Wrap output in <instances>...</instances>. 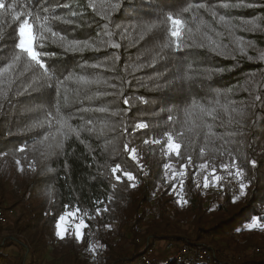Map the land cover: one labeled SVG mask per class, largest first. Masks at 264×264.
Instances as JSON below:
<instances>
[{"label":"trees","instance_id":"obj_1","mask_svg":"<svg viewBox=\"0 0 264 264\" xmlns=\"http://www.w3.org/2000/svg\"><path fill=\"white\" fill-rule=\"evenodd\" d=\"M16 2L19 11H32L40 21L50 17L43 29L32 21L36 50L46 57L47 68L30 66L25 57L11 85L10 77H0V205L9 195L19 204L33 192L35 197L42 193L40 207H47L50 219L44 221L46 226L66 210H78L88 225L84 240L95 232L102 245L95 264H131L148 240L208 246L214 254L211 264H264V253L226 256L228 251L244 254L264 246V228L246 227L251 219L264 216V60L258 59L264 52V23L254 32L238 26L240 20L260 23L264 0H242L256 7L230 11L218 5L241 0H93L97 8L103 4V12L109 11V4L122 5L107 29L101 15L88 7L90 0H39L34 8L28 7L33 0ZM201 3L216 5L217 17L195 8L182 11ZM157 4L160 7H153ZM168 14L184 21L185 48L179 53L169 47ZM219 15L237 26L221 23ZM15 23L0 14V68L12 55L9 33ZM61 36L65 41L87 40L100 51L72 54L61 46ZM207 36L229 45L223 58L207 47L193 46L207 44ZM237 37L243 38L246 55ZM98 63L99 68L91 67ZM217 69L223 71L209 79L206 70ZM180 75L194 79L181 80ZM79 77L103 83L85 86L78 83ZM125 98L128 105L123 104ZM100 108L107 111L101 113ZM61 117L80 135L66 137L56 122ZM137 123L148 127L133 132ZM168 134L178 149L168 150ZM126 144L135 149L138 162L131 159ZM233 162L246 175L243 196L223 167ZM164 164L169 165L168 177ZM117 165L121 171L114 173ZM123 172L133 174L135 187ZM206 176L209 181L220 177L219 191L211 196L204 187ZM181 189L187 201L182 205L177 203ZM39 215L30 211V222ZM65 241L69 250L54 248L62 255L60 264H89L71 231ZM9 243L8 237L0 242V264H27V256L5 252ZM167 264L186 263L172 259Z\"/></svg>","mask_w":264,"mask_h":264},{"label":"snow or ice","instance_id":"obj_2","mask_svg":"<svg viewBox=\"0 0 264 264\" xmlns=\"http://www.w3.org/2000/svg\"><path fill=\"white\" fill-rule=\"evenodd\" d=\"M39 0H33L32 4L29 5L28 7H36V5L38 4ZM125 2H127V0H125ZM21 7V5L19 3L16 2V0H12V2H6V0H0V14H4L7 16H11V19L16 22L13 25L12 30L9 33V37H10V42L12 44V48H11V52L12 55L10 57V59H8V62L5 63V66L3 68H0V77H4V76H8L10 77V79L8 80L9 85H11L14 80H15V76L14 73L17 72L19 70L18 66H20L23 61L24 58H27V64L36 68H39L41 70H46L47 65L44 63V59L46 58L44 55H42V53L40 51L36 50V35L34 32V23L32 21H39V26L41 29L44 28V25L46 23H48L50 17L48 15L44 16L43 21H40V17L38 15H34V13L32 11H19L18 9ZM64 7H68L67 5H64ZM88 7H91L92 10L94 12H97L98 14L101 15V18L103 19V21H105V29L108 28V22L111 19V16L116 12L117 9H122V5L119 3H114V4H109L108 5V9L109 11L107 12H103L102 8H103V4H101V8H97V5L95 4V2H93V0H90V3L88 4ZM153 7H160L159 4L154 5ZM218 7L220 9L223 10H240V9H247V8H252V7H256L255 4H246L244 2H238V3H222L220 5H218ZM193 8L197 9V10H204L207 13H210V15L215 18L218 15V12L216 10L217 6L213 5L211 7H209L206 4H198V5H189L188 7L184 8L182 11L183 12H189L191 10H193ZM45 12H50L51 9H44ZM150 15H156V16H160L163 15V13H149ZM73 16H77L79 15L78 13H73ZM166 21H170V31H169V36L171 38V43L169 44V47H174L176 52H182L184 51L185 45L182 43L181 41V36H182V25L184 23V21H182L181 19L175 18L173 15L168 14L166 16ZM258 20L260 21V23L257 22V20H240L238 22V26L245 32H254V31H258L260 30V24L264 23V17L258 18ZM219 21L225 25H232L233 27H236L237 25L234 24L232 19H227L225 15H219ZM70 22V21H66ZM18 25V27L16 26ZM152 27H155L154 25ZM148 30H151L150 28ZM49 32H51V29H48ZM214 31V30H213ZM53 37L55 38L56 33H52ZM216 35H220V33H216ZM236 41L239 45V50L241 52V54L246 55V49L244 47V41L242 37H237ZM60 44L61 46L67 51L70 52L72 54H79V53H84L86 51H94V52H99L100 49L99 48H94L93 47V43L85 40V41H79V40H70V41H65V38L63 36L60 37ZM195 47H199L201 49L207 47V49L210 51V53L216 54L217 56L220 57H224L226 54V49L229 48V45H224L221 44L218 41H215L211 38V36H207V44L205 43H200L199 45H193ZM193 46H189V47H193ZM112 48H119L120 45L119 44H112L111 45ZM249 60L253 59V57L248 56L247 57ZM117 59H119V57H117ZM258 59L260 60H264V52H260ZM0 63H3V61H0ZM101 65L98 64H94L91 67L93 68H99ZM209 72V79L211 78L212 75L217 74L218 72H222V69H217V70H206ZM46 76L48 75V73L45 71L44 73ZM51 78V77H50ZM181 80H192L194 78L192 77H187L184 75H180L179 77ZM78 83H81L85 86H91V85H99L101 83H103V81H101L99 78L96 79H86L85 77H79L78 78ZM249 84L252 83V81H248ZM112 87L114 88L115 85H112ZM243 90L248 91L247 88H244ZM57 91H59L57 89ZM105 95H107V93H105ZM217 95H222L221 93H217ZM260 96L256 97L257 101H260ZM217 104H219V100L216 101ZM129 101L127 98H125L123 100V104L124 105H128ZM195 106V104H194ZM235 110V109H233ZM99 111L101 113H105L107 111V109L105 108H100ZM200 111L201 112H205V109L201 106L200 107ZM211 114V113H209ZM113 115H115L113 113ZM53 120L52 115L50 114L48 117V122L51 124V121ZM59 125L61 130L63 131V134L67 137L68 135H71L73 133H75L77 136L80 135V133L77 131L76 128L72 127L71 124H69L66 120H64L63 117L59 118L56 121ZM148 127L147 124L145 123H137L135 125V128L133 129V132L138 131V130H142V129H146ZM128 128L125 127L124 128V132L128 133ZM50 137L46 136L44 138L45 141H47ZM173 137L171 134H168L167 136V147L169 151H174L176 149H178L180 147L179 144H175L172 142ZM146 143L148 141H145ZM41 144L44 143V141L40 142ZM47 147L50 149L52 147V145H47ZM20 151H23L24 148L23 146H21L19 148ZM125 150L126 151H130L131 154V159L134 161L138 162V157L135 154V149H131L129 150L128 145H125ZM251 164L253 167H256V160H252ZM205 165H200V168H204ZM226 169H229V176H231L238 184V190L240 193V196H243L245 194V190L248 187V184L245 183L246 180V175L244 170L239 167L238 165L235 164V162H233L231 165H224L223 166ZM163 168L165 169V176L168 177V169H169V165L168 164H164ZM231 169H235V172L233 174V172L231 171ZM49 171H51V169H49ZM112 171L115 172H119L121 171L120 166L117 165L115 168L112 169ZM215 171V169H213V172ZM123 175L127 177V179L129 181L132 182L131 186L135 187L136 186V182H135V177L133 176L132 173L130 172H123ZM176 173H173V176H176ZM179 177L183 178L184 172L183 169H181V172L178 174ZM117 180L120 179L119 176L116 177ZM171 179V178H170ZM220 179V177L218 176H213L212 180L213 181H218ZM209 184V177H205V181H204V187H208ZM173 190H175V184L172 185ZM178 196V200L177 203L178 204H185L187 203L186 200L183 199L182 196V189L180 193H177ZM236 199H239V197H235ZM102 203V201H97V204ZM104 211H107V208L104 209ZM96 214L100 215L101 214V209L99 207H97L96 209ZM85 219L86 217H82L79 215L78 210L76 212H69V211H65L63 215H60L56 224V235L60 238L63 239L65 237V235L71 231L72 235L79 241L83 239V229L86 228L88 225L85 223ZM260 220H264V216L259 217V219H251V222L248 223L246 225L247 229L251 230V229H256V228H264V224H261L259 221Z\"/></svg>","mask_w":264,"mask_h":264},{"label":"rangeland","instance_id":"obj_3","mask_svg":"<svg viewBox=\"0 0 264 264\" xmlns=\"http://www.w3.org/2000/svg\"><path fill=\"white\" fill-rule=\"evenodd\" d=\"M219 188L217 181L210 180L206 192L211 196L212 192L219 191ZM42 198V193H38V197H35L33 192V194L26 197L24 201L19 204H14L15 199L10 195L7 196V202L0 205V207L14 208L15 215L10 224L2 228L0 242H3L5 238L8 237L10 245L5 248V252L14 257L19 255L27 256V264H50L51 262L53 264H60V258L62 255L56 253L54 248L59 247L65 251L70 248L68 247V242H64L66 235L63 239H60L56 235V224L59 217L56 221H50L51 223L46 226L44 221L50 219L46 218L47 214L49 215L47 207H45V205L40 207L41 202H43ZM30 211H35L36 214L39 212L40 214L38 216L39 218L35 219L33 223L30 222ZM28 224L30 225L28 226ZM82 231L83 239L79 241L76 239V244L82 249L83 256L88 259L89 264H95L97 254L102 252V245L95 232L90 234V239L85 241L84 229ZM62 243H64V245H61ZM256 247L257 246L254 248ZM254 248L244 254H236L228 251L226 256L228 259H236L239 255L241 256L238 258L249 253H253L254 255Z\"/></svg>","mask_w":264,"mask_h":264},{"label":"built area","instance_id":"obj_4","mask_svg":"<svg viewBox=\"0 0 264 264\" xmlns=\"http://www.w3.org/2000/svg\"><path fill=\"white\" fill-rule=\"evenodd\" d=\"M15 215L12 207H0V234L4 226L10 224ZM137 242L145 243L141 238ZM256 254L264 253V246H258ZM240 257V256H238ZM214 254L208 246H189L179 242H151L147 241L144 251L131 264H167L172 259L183 261L186 264H211Z\"/></svg>","mask_w":264,"mask_h":264}]
</instances>
